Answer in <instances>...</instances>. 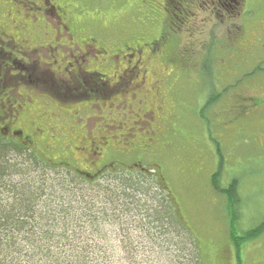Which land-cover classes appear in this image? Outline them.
<instances>
[{
    "label": "rangeland",
    "instance_id": "1",
    "mask_svg": "<svg viewBox=\"0 0 264 264\" xmlns=\"http://www.w3.org/2000/svg\"><path fill=\"white\" fill-rule=\"evenodd\" d=\"M66 1L67 10L85 29L84 34H93L97 45L105 47H99L98 52L80 40V45L68 44L70 47H59L58 43L52 47L40 46L43 66L47 67L42 69L47 71L50 82L56 80L54 75L61 78V69L68 74L81 73L75 79L68 76L63 83L65 88L59 89L70 93L68 88H71L78 95L76 98H60L56 92H49L62 106L57 108L54 106L57 101L50 100L51 105L44 110L54 126V129L48 127L55 134L48 137L51 146H60L46 147L47 150L39 153L55 165L61 163L50 171H63L68 165L85 167L92 159L99 160L106 151L109 154L104 159L111 166H134V160H141L149 168L157 164L167 194L195 237L201 264H264V232L242 244V259L238 261L229 232L226 194L215 189L211 181L212 172L220 164L215 148L218 140L224 156L221 189L232 178L240 180V218L235 223V234L242 235L264 221V0H237L238 3L231 0L228 9L220 7L219 0H196L195 13L184 19L181 14L186 12L184 3L176 11L166 6V0ZM238 27L243 28V34L236 39ZM160 29L167 37H174L170 51L179 59L176 64H165L147 58L144 65L148 69L147 83L155 81L151 75L155 70L160 76L169 75L171 80L166 107L172 112L174 96L177 113L165 126L151 114L124 107L137 108L131 94L114 99L127 93L119 90L106 95L121 85L114 83L118 81L116 76H124L120 68L133 70L136 61L134 57L129 62L127 52L115 56L114 49L123 45V41L132 40V36L153 38ZM104 50L107 55L103 54ZM86 70L111 77V85L104 87L98 81L94 84ZM79 79L90 83L83 87L77 83ZM135 82L132 86L139 91L138 77ZM212 91L219 99L204 109ZM258 98L262 99V106L256 108L254 102ZM57 135L65 139L61 145ZM89 145L92 147L85 152ZM100 147L107 150L93 151ZM200 166L206 171L202 175L196 171ZM16 179L27 180V176ZM149 242L150 239L137 242L141 248L145 246V252L137 251L134 259L142 264L145 261L161 264L166 253L156 247L149 250ZM119 260L116 256L108 262L116 264Z\"/></svg>",
    "mask_w": 264,
    "mask_h": 264
},
{
    "label": "trees",
    "instance_id": "2",
    "mask_svg": "<svg viewBox=\"0 0 264 264\" xmlns=\"http://www.w3.org/2000/svg\"><path fill=\"white\" fill-rule=\"evenodd\" d=\"M166 6L179 11L181 0H166ZM209 94L206 105L219 99L214 91ZM261 102L258 98L255 107H261ZM9 144L0 140V264H111L108 259L116 256L120 258L116 264H142L134 255L145 252L137 242L146 239H150L149 250L156 247L166 253L161 264H201L195 237L167 194L159 165L145 170L94 166L90 170H105L101 178L88 179L69 167L52 173L59 165ZM218 154L219 168L211 181L226 194L229 232L241 262L242 244L264 232V221L235 234L240 218L239 180L221 189L219 148ZM25 176L27 180L16 179Z\"/></svg>",
    "mask_w": 264,
    "mask_h": 264
},
{
    "label": "flooded vegetation",
    "instance_id": "3",
    "mask_svg": "<svg viewBox=\"0 0 264 264\" xmlns=\"http://www.w3.org/2000/svg\"><path fill=\"white\" fill-rule=\"evenodd\" d=\"M64 2L67 3L66 0H60V2L59 0H0V139L8 141L18 149H29L33 154L47 150L46 147L49 149L60 147L51 146V139L48 138L53 135L54 126L44 110L51 105L50 100H59L50 95L49 92H56L60 98L67 96L76 98L78 95L72 93L71 88H68L70 93L59 89L65 88L63 83L66 82L68 76L75 79L81 75V73L68 74L61 69L63 75L55 70L61 78L54 75V71H51L56 80L54 83L50 82L47 71L44 70L47 67L43 66L41 58V44L52 47L58 43L59 47H70V44H79L78 40H80L84 45H90L91 49L95 51H98L99 47H105L104 45H97V38L93 37V34L90 36L84 34L85 29H82L78 24L71 11L67 10L68 6ZM229 2L231 0H219V6L228 9L231 6ZM181 3H184L186 8V12H182V19L186 15L195 13L196 0H181ZM236 3H238L237 0ZM241 34H243V28L238 29L236 39ZM122 44L114 49L115 56L118 57L120 52H127L126 55L130 57L129 62L134 57L136 61L132 66L133 70L120 68V70H124V76L121 74L116 76L118 81L114 83L120 82L121 85L106 95L116 94L119 90L127 93L116 95L114 99L131 94L137 108L135 109L130 105L124 107L151 114L158 118L159 123L163 122L161 124L165 126L175 119L177 113L174 98V109H170L172 112L166 107L167 94L172 88L171 80L169 75L160 76L159 72L155 70L151 72L155 81L147 83L148 69L144 65L147 58L159 59L161 63L165 64H176L177 58L171 53L165 34L160 31L158 36L150 39L139 35L133 37L132 42L123 41ZM103 54L107 55V51ZM30 62L31 64L28 66ZM118 66H121V63ZM48 69L53 70L54 68ZM138 71L140 74L137 73ZM89 72L87 71L94 84L98 81L99 85L104 87L111 85V77L101 73L94 75ZM137 77L139 79L137 86L141 87L139 91L133 87ZM77 83L87 87L90 82L79 79ZM59 101L55 102L54 106L62 108ZM113 114L115 113L113 112ZM117 114H120V111ZM57 129L61 132L59 126ZM155 131L153 130V133ZM57 139L60 145L65 142V139H60L59 136ZM37 141L40 142L37 143ZM41 144L46 146H41ZM89 147L92 146H87L84 151L87 152ZM97 149H103V147L95 148L93 151L97 152ZM103 157L100 154V158L103 159ZM88 165L87 168L78 167V170L80 169L89 178L93 177L90 172L92 167L103 166L100 159H92ZM199 169L201 170V167Z\"/></svg>",
    "mask_w": 264,
    "mask_h": 264
},
{
    "label": "bare ground",
    "instance_id": "4",
    "mask_svg": "<svg viewBox=\"0 0 264 264\" xmlns=\"http://www.w3.org/2000/svg\"><path fill=\"white\" fill-rule=\"evenodd\" d=\"M167 9V8H166Z\"/></svg>",
    "mask_w": 264,
    "mask_h": 264
}]
</instances>
